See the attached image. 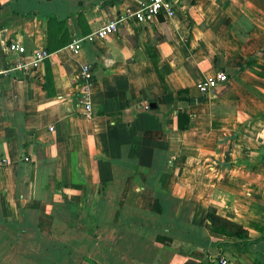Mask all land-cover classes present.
<instances>
[{
	"label": "crops",
	"instance_id": "0c3cea01",
	"mask_svg": "<svg viewBox=\"0 0 264 264\" xmlns=\"http://www.w3.org/2000/svg\"><path fill=\"white\" fill-rule=\"evenodd\" d=\"M167 2L139 22L142 0H0V264H264L203 218L263 232L264 0ZM9 41L47 52L53 95Z\"/></svg>",
	"mask_w": 264,
	"mask_h": 264
},
{
	"label": "built area",
	"instance_id": "2783aa9c",
	"mask_svg": "<svg viewBox=\"0 0 264 264\" xmlns=\"http://www.w3.org/2000/svg\"><path fill=\"white\" fill-rule=\"evenodd\" d=\"M168 9L169 4L167 0H142L140 8L133 11L131 14L134 15L137 21L143 22L148 18V16L151 14H156L161 10H165L167 13H169ZM126 13L129 14L130 11L126 10ZM119 19L120 18L115 17L112 20L104 22L103 25L98 27L93 32V37L96 39H102L107 34L114 32ZM80 47L81 39H71L62 47V49L66 54L72 56L79 52ZM5 49L8 52L16 54V58L11 61L12 67H10V69H17L24 72L31 70L36 65V62L44 60L48 55L44 49H38L36 51H32L30 53V59L26 61L22 56V54L25 52V49L23 45L17 41H9L5 45ZM79 70L83 79L86 80L89 78L90 66L87 63H82ZM4 71H7V69L0 70V74ZM226 80V74L222 70H217L211 77L197 82L195 86L200 94L207 95L211 89L223 85ZM83 107L85 111L88 112L90 108L89 102L85 101ZM217 264H227V259L225 257H220Z\"/></svg>",
	"mask_w": 264,
	"mask_h": 264
},
{
	"label": "trees",
	"instance_id": "16d2710c",
	"mask_svg": "<svg viewBox=\"0 0 264 264\" xmlns=\"http://www.w3.org/2000/svg\"><path fill=\"white\" fill-rule=\"evenodd\" d=\"M47 19L53 20L54 18L53 16H47ZM148 56L152 62L153 67L155 68L157 56L150 52H148ZM248 65L250 67V64H247V66ZM251 69H252L251 70L252 73H254L255 75L259 77H264L263 67L256 66L255 68H251ZM158 77L160 78V80H162L159 75ZM42 88L46 91L47 95L49 96L53 95V91L51 89V76H50L47 60H44V74H43ZM203 218L206 221V227L210 231L220 233L227 237H233L235 239L236 249L238 251H246L251 243L264 240V228L260 236L250 239L247 236V231L241 224L218 214L213 208L210 207L207 208ZM183 264H191V263L185 262Z\"/></svg>",
	"mask_w": 264,
	"mask_h": 264
}]
</instances>
